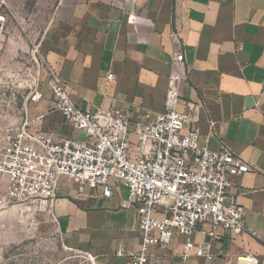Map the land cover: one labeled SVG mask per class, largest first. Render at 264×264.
I'll return each instance as SVG.
<instances>
[{
    "label": "crops",
    "instance_id": "0c3cea01",
    "mask_svg": "<svg viewBox=\"0 0 264 264\" xmlns=\"http://www.w3.org/2000/svg\"><path fill=\"white\" fill-rule=\"evenodd\" d=\"M4 25L0 21L1 30ZM35 49L69 84L83 111L120 109L147 124L164 112L170 89L179 111L193 105L187 129H199L200 145L215 151L226 146L252 170L235 177L232 189L245 208V231L231 235L204 223L191 240L211 244L212 264H240L238 258L249 254L264 264V0H57ZM178 53L183 63H175ZM47 77L44 69L45 99L13 107L12 127L23 122L28 105L31 119L45 115L32 133L85 140L53 112ZM8 129L0 127V137ZM131 141L136 145L135 136ZM112 189L104 198L63 179L53 202L66 247L92 264H125L116 251L134 253L141 246L137 210L124 206L121 183L112 182ZM185 243L175 234L149 264H205L182 258Z\"/></svg>",
    "mask_w": 264,
    "mask_h": 264
},
{
    "label": "built area",
    "instance_id": "2783aa9c",
    "mask_svg": "<svg viewBox=\"0 0 264 264\" xmlns=\"http://www.w3.org/2000/svg\"><path fill=\"white\" fill-rule=\"evenodd\" d=\"M34 54V85L26 102L45 99L41 90L45 69L53 112L62 115L86 139L32 133V126L45 115L31 119L25 105L23 122L0 137V210L32 202L52 204L63 179L80 189L98 191L104 198L113 196L112 182H119L127 192L124 206L138 212L141 237L137 252L125 248L116 251V257L125 259V264L158 260L155 249L170 245L175 234L186 238L184 260L196 257L212 264L211 244L191 240L198 226L209 223L231 235L245 231V208L232 189L234 178L252 167L226 146L219 151L201 146L199 129H187L196 108L187 104L179 111L174 89L168 92L164 112L147 124L133 122L131 112L120 109L87 112L73 103L69 84L38 49ZM184 60V53L175 55V63ZM210 126L214 129L215 123ZM238 263L257 264L258 259L242 255Z\"/></svg>",
    "mask_w": 264,
    "mask_h": 264
},
{
    "label": "rangeland",
    "instance_id": "374dc122",
    "mask_svg": "<svg viewBox=\"0 0 264 264\" xmlns=\"http://www.w3.org/2000/svg\"><path fill=\"white\" fill-rule=\"evenodd\" d=\"M56 2L0 0V21L5 24L0 29V127L4 129L12 127L13 107H22L34 85L31 54ZM5 54L10 55V64L1 66L3 60L9 61L2 59ZM54 209L53 203L32 202L0 210V264H92L88 256L66 247Z\"/></svg>",
    "mask_w": 264,
    "mask_h": 264
}]
</instances>
